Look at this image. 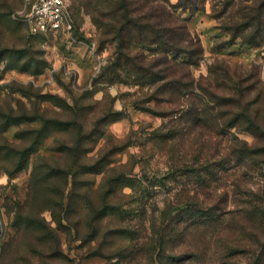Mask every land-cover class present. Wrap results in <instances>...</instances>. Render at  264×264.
<instances>
[{"label": "rangeland", "instance_id": "obj_1", "mask_svg": "<svg viewBox=\"0 0 264 264\" xmlns=\"http://www.w3.org/2000/svg\"><path fill=\"white\" fill-rule=\"evenodd\" d=\"M124 1L147 23L160 19L161 3L187 24L203 47L199 65L185 70L197 81L205 84L215 68L219 83L228 75L243 85L264 82V24L247 26L260 2ZM67 4L70 31L33 36L26 0H0V123L25 119L5 133L0 127V264H23L13 262L24 256L57 264L49 256L55 243L26 229L27 216L55 230L56 219L80 222L75 232L64 220L60 234L73 264H253L264 230L238 211L264 201V166L239 173L220 164L229 131L175 136V113L163 116L169 104L149 100L154 87L110 73L117 44L104 25L119 18L97 24L90 8ZM156 49L143 50L145 64L164 61ZM236 134L256 143L250 132ZM73 163L67 186L45 180Z\"/></svg>", "mask_w": 264, "mask_h": 264}, {"label": "trees", "instance_id": "obj_2", "mask_svg": "<svg viewBox=\"0 0 264 264\" xmlns=\"http://www.w3.org/2000/svg\"><path fill=\"white\" fill-rule=\"evenodd\" d=\"M107 1L109 0H76L78 9L90 8L97 24L102 23L103 17L110 20L119 18L118 22L104 25L110 37H114L117 44L116 58L110 65V73H116L119 78L123 73L127 79L135 80V84L154 87L153 93L149 95V100L169 104V111L167 110L168 112H165L166 115L163 116L168 117L175 113V117L172 119L174 125L170 128L171 132L175 133L176 131L175 136L180 131L184 133V131L202 130L203 132H215L218 135L229 131L232 139L225 148L227 157L222 158L224 160L220 164H232L239 173L254 167L261 169L264 166L263 80L259 79L255 84L243 85L240 82H235L228 75L225 77L226 82L219 83L217 81L220 76L219 69L210 68V76L206 78L205 84L197 81L190 75L189 71L188 74L185 70L199 65V57L203 55V47L199 38L189 31L187 24L182 19L176 17L172 11L160 3L157 10L154 8L157 12L162 13L160 19L158 20V16L150 17L147 23L132 14L133 10L129 9L128 2L114 0L112 4ZM187 2V0H181L182 5ZM253 2L256 4L260 2V12L258 11V16L254 18L248 17L251 22L247 26H251L254 21L263 26L264 0H253ZM69 14L73 28L75 22L71 8ZM163 15L166 18L164 21L161 20L164 18ZM153 18L156 21H153ZM50 35L52 34L42 33L33 36ZM153 45L157 47L158 53H164V61L160 63V58L156 63L147 65L144 62L143 50ZM214 76L218 78L215 80L212 78ZM148 110L153 112L150 108ZM24 120L18 118L12 123H0V127L5 128L1 133H5L6 129L11 126L23 124ZM181 124H184L183 127L177 128ZM238 131L250 132L256 137V143L251 145L240 139L236 134ZM5 143L7 144L8 140H5ZM5 150L11 151L12 149L7 148ZM54 156L52 155L49 159H54ZM74 164L67 170L53 169V172L45 177V180L52 178L67 186ZM36 178L35 173L34 181ZM243 181L244 179H241L239 182L242 183ZM238 187L241 186L238 185ZM61 197L59 206L63 208L64 191H61ZM246 206V208L238 211V215H249L257 227L264 230V201L256 200L247 203ZM56 220L59 228L57 230L48 225L40 216L37 218L24 217L22 223L26 229L38 234L39 241H53L55 243L54 254L49 256L57 264H73L72 260L64 253L60 234L63 229L66 230L64 220L68 227L73 228L75 232L78 231L80 222L71 220L69 217ZM260 246H262L261 254L259 253L260 255L255 257L253 264H264V243ZM156 250L157 247L153 249V252ZM37 255L44 262L41 252H38ZM44 257L48 258L47 256ZM21 260L23 264H33L32 260L25 256L13 263ZM153 263H155L154 258ZM45 264L50 263L46 261Z\"/></svg>", "mask_w": 264, "mask_h": 264}, {"label": "built area", "instance_id": "obj_3", "mask_svg": "<svg viewBox=\"0 0 264 264\" xmlns=\"http://www.w3.org/2000/svg\"><path fill=\"white\" fill-rule=\"evenodd\" d=\"M26 5L24 22L31 35L72 29L67 0H26Z\"/></svg>", "mask_w": 264, "mask_h": 264}]
</instances>
